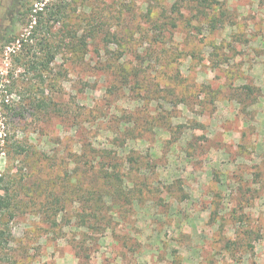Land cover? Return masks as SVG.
I'll return each instance as SVG.
<instances>
[{
	"label": "rangeland",
	"instance_id": "obj_1",
	"mask_svg": "<svg viewBox=\"0 0 264 264\" xmlns=\"http://www.w3.org/2000/svg\"><path fill=\"white\" fill-rule=\"evenodd\" d=\"M198 1L0 0V264H264V0Z\"/></svg>",
	"mask_w": 264,
	"mask_h": 264
},
{
	"label": "trees",
	"instance_id": "obj_2",
	"mask_svg": "<svg viewBox=\"0 0 264 264\" xmlns=\"http://www.w3.org/2000/svg\"><path fill=\"white\" fill-rule=\"evenodd\" d=\"M61 2L64 0H56ZM201 10L209 11V13H214L217 10L216 3L211 0H199L198 1ZM42 14V13H40ZM56 13L50 12L48 21H51ZM45 20V18L43 19ZM41 22V20L39 21ZM55 55L51 52H48V59L45 61V68H49V65L54 61ZM127 80V78H125ZM87 157V154L84 152L80 155L83 163L84 159ZM152 160V158H150ZM85 164V163H84ZM83 164V167L85 166ZM82 167V168H83ZM153 166L150 161H146L145 157L141 155L134 157H112L109 159V162L103 167H97L93 175V182L91 190L89 191L88 201L91 202L90 208L93 209V212L90 214V223L94 224L96 228L102 226L101 220L106 218V205L121 204L120 201L127 203L131 200L132 192H134L135 187H138L135 182H128L125 179L134 173L135 175H140L144 171H152ZM79 183V182H78ZM84 181H81L77 188L78 190L83 189ZM132 185V186H131ZM142 187V186H141ZM83 191V190H82ZM158 189L155 187H148L144 193V199L148 200L150 197L156 196ZM108 200V201H107ZM87 201V199H86ZM57 203H59V198H57ZM94 203V204H93ZM93 204V205H92ZM7 204L2 198H0V209L4 208ZM104 211V212H103ZM105 213V214H104Z\"/></svg>",
	"mask_w": 264,
	"mask_h": 264
},
{
	"label": "built area",
	"instance_id": "obj_3",
	"mask_svg": "<svg viewBox=\"0 0 264 264\" xmlns=\"http://www.w3.org/2000/svg\"><path fill=\"white\" fill-rule=\"evenodd\" d=\"M52 0H37V2L35 3V8H36V11L42 13L44 12L48 2H50Z\"/></svg>",
	"mask_w": 264,
	"mask_h": 264
}]
</instances>
